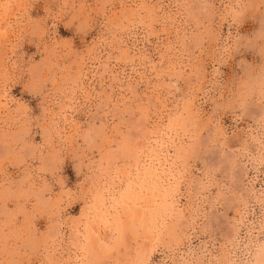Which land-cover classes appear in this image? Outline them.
Returning a JSON list of instances; mask_svg holds the SVG:
<instances>
[{
  "label": "clouds",
  "instance_id": "9594fccd",
  "mask_svg": "<svg viewBox=\"0 0 264 264\" xmlns=\"http://www.w3.org/2000/svg\"><path fill=\"white\" fill-rule=\"evenodd\" d=\"M0 264H264V0H0Z\"/></svg>",
  "mask_w": 264,
  "mask_h": 264
}]
</instances>
